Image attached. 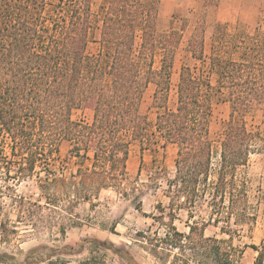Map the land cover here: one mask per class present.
Instances as JSON below:
<instances>
[{"label":"trees","instance_id":"trees-1","mask_svg":"<svg viewBox=\"0 0 264 264\" xmlns=\"http://www.w3.org/2000/svg\"><path fill=\"white\" fill-rule=\"evenodd\" d=\"M218 1L204 0V8ZM157 14V0H101L96 14L91 0H0V162L14 169L17 180L37 179L44 204L36 207L53 218L72 219L74 208L93 205L104 191L135 200L142 191L144 185L130 182L127 174L130 149L143 140L147 128L140 104L152 85L153 104L166 105L180 42L176 31L157 32ZM97 23L98 50L88 54ZM202 35L199 25L188 43V52L198 61ZM244 49L238 61L210 59L215 86L182 66L175 108L155 118V132L176 149L174 175L165 180L166 207L158 203L159 215L151 216L164 226V234L150 231L139 237L144 250L161 264H233L219 241L204 238L203 224L193 222L187 234L179 233L173 226L176 212L185 209L191 215L203 201L214 222L256 220L248 214L246 191L236 172L250 155H264V135L249 133L244 122L253 104L264 101V58L258 41ZM217 94L225 96L230 120L214 170L209 124ZM80 108L91 111L89 122L72 120V112ZM62 143L68 144L77 165L68 175L51 167ZM160 179L157 172L149 185L159 187ZM8 227L1 224L2 240L16 233ZM250 248L258 254L255 264H261L264 242L261 250ZM10 260L0 256L1 264Z\"/></svg>","mask_w":264,"mask_h":264},{"label":"rangeland","instance_id":"rangeland-1","mask_svg":"<svg viewBox=\"0 0 264 264\" xmlns=\"http://www.w3.org/2000/svg\"><path fill=\"white\" fill-rule=\"evenodd\" d=\"M100 2L91 0L93 14ZM157 2V32L176 31L180 34V42L172 64L166 105L157 108L153 104L152 85L145 91L140 104L139 112L146 119L147 128L143 140L134 143L130 149L127 174L130 182L144 185L142 191L136 200L104 191L93 205L81 203L74 208L72 219L61 221L36 207L42 206L44 201L35 177L17 180L14 169L0 162V256L12 258L9 264H161L144 250L139 237L150 231L164 234V226L154 222L151 216L159 215L158 203L166 207L165 180L174 175L176 149L165 144L155 132V118L157 114L175 108V86L182 66L189 67L195 75L203 74L211 86H215L216 76L209 68L211 58L238 61L246 54L245 46L252 47L255 41L260 43L264 58V0H219L206 9L204 0ZM199 25L203 32L202 61L194 59L188 52L189 40ZM98 28L99 23L92 30L88 54L97 53ZM158 66L159 56H156L155 67ZM211 104L209 129L213 141L212 168L216 170L219 141L230 120V107L225 96L219 94L212 96ZM71 118L89 122L92 113L80 108L72 112ZM244 122L249 133L264 135V101L253 104ZM8 152L5 148L4 153L8 155ZM51 167L55 171L62 169L66 175L75 172L76 160L70 157L67 143L59 146ZM7 168H10L9 175ZM157 172L162 176L159 187L149 185L150 177ZM236 180L244 186L248 214L255 217V222L238 224L234 218L229 223L214 222L206 202L200 201L191 215L185 209L176 212L173 226L179 233L187 234L188 225L193 222L203 224L204 238L219 241L233 264H255L258 254L250 246L261 250L264 242V155L258 151L250 155L247 165L237 170ZM163 221L168 225L165 215ZM2 223L9 229L14 228L16 233L2 240ZM188 264L197 262L190 260ZM206 264L218 263L208 261ZM261 264H264V258Z\"/></svg>","mask_w":264,"mask_h":264}]
</instances>
